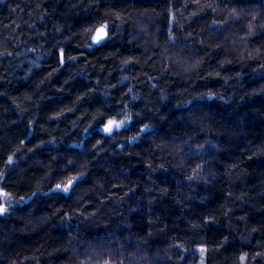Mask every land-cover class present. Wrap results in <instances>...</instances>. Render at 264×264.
<instances>
[{
	"label": "clouds",
	"instance_id": "clouds-1",
	"mask_svg": "<svg viewBox=\"0 0 264 264\" xmlns=\"http://www.w3.org/2000/svg\"><path fill=\"white\" fill-rule=\"evenodd\" d=\"M0 264H264V0H0Z\"/></svg>",
	"mask_w": 264,
	"mask_h": 264
},
{
	"label": "trees",
	"instance_id": "trees-1",
	"mask_svg": "<svg viewBox=\"0 0 264 264\" xmlns=\"http://www.w3.org/2000/svg\"><path fill=\"white\" fill-rule=\"evenodd\" d=\"M71 51V50H70Z\"/></svg>",
	"mask_w": 264,
	"mask_h": 264
}]
</instances>
